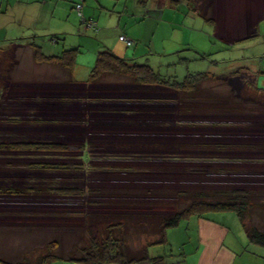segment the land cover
Listing matches in <instances>:
<instances>
[{"label": "rangeland", "instance_id": "1", "mask_svg": "<svg viewBox=\"0 0 264 264\" xmlns=\"http://www.w3.org/2000/svg\"><path fill=\"white\" fill-rule=\"evenodd\" d=\"M101 1L116 6L115 10L119 11L117 17L123 16V23L128 21L131 24L130 30L135 32L145 33L147 28L144 26L152 23L151 17L158 18L157 29L149 45L151 50L148 49L151 51L149 56L153 59L163 57L161 50L169 44L168 38L177 41L184 34L183 45L175 47L178 52L166 54L167 57H174L175 63L171 67L179 70L178 74L181 70L219 74L224 68L223 73L231 68L242 69L238 66L247 62L245 56H249L251 62L259 57L264 60V11L258 9L264 0L202 1L199 5L201 10L205 11L208 7V15L219 22L217 34L211 23L208 24L202 15L196 18L191 14L192 10L182 2L177 6L167 5L162 21V17L153 11L140 9L138 0ZM149 3L155 5L153 0H149ZM82 4L83 13L84 7L87 8L85 4L89 3L83 0ZM158 10L159 5H156L154 12L157 13ZM201 18L203 23L196 25L197 30L191 32V23L200 21ZM250 23H256L254 27L257 34L254 33V28L253 35H248L251 30L249 33L243 32ZM114 29L109 31L112 42L119 39L118 30ZM226 37L234 43L227 41ZM168 46L173 45L170 43ZM10 58L12 61L11 54L0 53V85H5L4 70L7 69L5 66ZM142 61L145 62L146 58H142ZM235 74L232 78H216L217 80L210 82L217 91V102L197 104L212 105L208 111H199L197 116L188 113L179 117L173 115L172 105L157 106L156 110L165 109L169 112L166 115L157 112L156 115L148 112L154 109L152 105H142L140 124H145L147 129L140 130L138 138L130 139L133 143L124 146L105 147L99 142L100 136L91 144L92 151L87 155L88 159L76 147V143L82 138L80 132L74 131V124H28L26 112L34 108L32 114L29 112V118H35L36 105H0V186L31 188L33 191L23 194L0 193V254L18 260L22 255L42 253L48 243L55 239L62 241V238L82 244L90 227L97 232L101 229V225L92 224L91 220L103 214L169 213L176 200V197L170 196L171 190L175 188L263 189L264 113L253 110L250 106L246 107L245 112H227V106L224 105L231 107V98L235 96H242L240 99L244 100V97L247 99L254 95L258 103L264 105V95L254 90L258 85L252 71L248 74ZM259 81L260 87L264 86V74ZM215 105L218 106L214 107ZM10 116L22 117L23 121L5 122L4 117ZM180 117L187 125L184 123L182 126L176 122ZM191 118L200 119L203 124H190L189 121L194 120ZM41 134L45 136L41 137ZM52 137L71 142L72 145L55 150L4 146L20 141H53ZM215 140L231 144L253 143L259 146V150L229 149L218 152L198 146ZM43 163H62L66 166L42 167ZM210 167H238L243 170L214 173ZM251 169H257L258 172L252 173ZM68 186L79 187L82 192L72 195L44 192L48 188ZM216 213L212 211L209 215L215 216ZM225 213L226 216L218 217L221 221L233 227L237 222L241 223L235 211ZM190 220L184 218L178 226L170 228V231H175L170 234L169 243L150 245V254H164L171 247L174 254L186 250L188 256L196 247L194 234L185 231V227L188 229L191 224ZM55 261L58 264L70 263L65 260Z\"/></svg>", "mask_w": 264, "mask_h": 264}, {"label": "crops", "instance_id": "2", "mask_svg": "<svg viewBox=\"0 0 264 264\" xmlns=\"http://www.w3.org/2000/svg\"><path fill=\"white\" fill-rule=\"evenodd\" d=\"M84 1H88L89 5L85 4L87 8L84 7L82 15H79L70 0H0V53L12 55V61L10 58L9 66L7 64V69L4 70L5 85H0V105H36L35 118H29V112L32 114L34 108L26 112L25 119L28 124H74V131L80 132L82 138L76 143V147L81 149L85 159H88L87 155L92 151L91 144L100 136L99 142L105 147L133 143L129 140L138 138L140 130L147 129L145 124H140L142 105H152L154 109L148 112L156 115L157 112L163 115L169 112L165 109L156 110L157 106L172 105L173 115L179 117L188 113L197 116V106L183 105L179 92L173 87L142 80L134 69L135 64H149L169 78H183L187 72L181 70L179 75V70L171 67L175 63L174 57H167L166 54L178 52L175 47L183 45L184 34L177 41L168 38L167 41L173 46L165 45L161 50L163 57L153 59L149 56V45L157 29L156 16L151 17L152 23L144 26L147 34L135 32L130 30L131 24L128 21L123 23V16L117 17L119 11L115 10L116 6L105 4L101 0ZM138 1L140 9L153 11L162 17V21L167 5L171 7L185 3L192 10V15L196 18L202 15L208 24L214 26L216 34L219 31L216 18H205L199 7L203 3L201 0H181L176 4L171 0H153V6L149 0ZM156 5L160 9L157 13L154 12ZM258 9L264 11V3ZM205 11H209V8ZM90 19L95 20L96 28L89 26ZM200 23H203L202 18L200 21H193L189 30H197L196 25ZM251 24L253 23L243 29V32L248 33L251 30L249 36L253 35V28L257 34L254 27L256 23ZM114 28L119 33L116 42H112V35H109L110 29ZM186 28L188 29L187 26ZM55 34L60 36V40L53 38ZM121 35L132 39L133 43L127 45L120 39ZM225 39L231 41L228 37ZM72 48L75 49L72 54L65 52ZM106 49H110L115 55L106 56V62L98 66L99 52ZM144 57L145 62L142 61ZM245 58L247 62L238 67L248 69L242 68L240 73L248 74L252 71L260 87L259 79L264 74L263 57L252 62L249 56ZM229 71H233V68ZM177 103L179 105H174ZM4 120L7 123L23 121L22 117L14 116L4 117ZM176 122L182 126L187 125L181 117ZM189 123L203 124L200 119L191 120ZM43 136L45 135L41 134ZM52 139L53 141L18 143H40L56 146L57 149L72 145L71 142L55 140L54 137ZM216 212L215 216L209 215L210 218L197 215L188 218L193 221L190 220L191 224L188 229L185 227V231L194 234L196 247L188 256L183 257V261L170 264H264V246L249 241L242 223L237 222L233 227L218 218L226 216L225 211ZM174 231H167L168 239ZM183 251L187 253L186 250ZM55 260L59 259L52 260L51 264H58ZM67 262L78 264L74 261Z\"/></svg>", "mask_w": 264, "mask_h": 264}, {"label": "trees", "instance_id": "3", "mask_svg": "<svg viewBox=\"0 0 264 264\" xmlns=\"http://www.w3.org/2000/svg\"><path fill=\"white\" fill-rule=\"evenodd\" d=\"M70 1L73 2L75 7V4L79 0ZM171 1L173 4H176L181 0ZM203 13L205 18L210 19L211 16L208 15L207 11H203ZM53 38L56 40V38L59 39L60 36L55 34ZM73 50L75 49H68L65 52L72 54ZM114 55L115 54L110 49L100 51L98 55V66H101L102 63L106 62V56ZM240 68L244 69L246 67ZM134 69H136V72L139 73L142 80L173 87L179 92L178 95L180 96V101L183 105H196L198 106V112L201 111L200 109H202V111H208V108L212 107V105L197 104L217 102L215 100V92L217 91H215L214 86L210 84V82L217 80L216 78L219 80L222 78H232L236 75L235 73L241 72V69L220 74L210 71H188L183 78L177 79L176 77L169 78V76L155 70L149 64H135ZM245 74L247 73L245 72ZM254 90L264 95L263 87L256 86ZM227 97L229 100L232 99V101H230L232 104L230 105L231 107H229V105H224L227 106V112L235 110L245 112L246 107L250 106L249 108H252L253 110L256 109L260 113H264V105H260V103H258L256 95L250 96L247 99L244 97V100L240 99L242 96H235V98L231 99L229 96ZM257 103L258 105H255ZM217 106L218 105H215L214 107ZM247 112L250 111L248 110ZM207 114L208 113L206 112L205 116H207ZM4 146L17 149L22 147L27 149H57L56 146L42 145L40 143L21 144L18 142H12L9 145ZM189 146L193 147V145ZM198 146L208 147L211 150L218 152L227 151L229 149H250L251 151L259 150V146L253 143L231 144L218 140ZM64 166L66 165H63L62 163L42 164V167ZM210 169L214 173L243 170V168L238 167H225L217 169H215V167H210ZM251 172L256 173L258 171L257 169H251ZM37 191L40 190L37 189ZM5 192L23 194L29 192L31 193L33 191L31 188L23 189L14 186H0V193ZM44 192L72 195L80 193L82 190L79 187L68 186L48 188V190ZM100 193H102V190H100ZM170 194V196L176 197V200L173 202L172 210L169 213L122 212L118 214H103L101 217L98 216L97 219L91 220L92 224L101 225V229L97 232L90 227L89 234L86 233V238L83 239L84 241L82 244L78 242H71L64 238H62V241L55 239L46 245L44 252L37 255L34 254L31 256L26 254L19 257L18 260H13L3 254H0V264H51L54 259L74 261L78 264H170L174 261L179 263V261H183V257L187 255L184 251L174 254L171 247H169V252L152 256L149 252V246L152 244L166 245L169 243L167 231L172 227L178 226L182 219L189 218L193 215L210 218L209 212L212 211H235L243 225L249 241L253 244L264 246V188H175L171 190ZM134 238L138 241L136 242ZM171 259L173 261L170 262Z\"/></svg>", "mask_w": 264, "mask_h": 264}, {"label": "built area", "instance_id": "4", "mask_svg": "<svg viewBox=\"0 0 264 264\" xmlns=\"http://www.w3.org/2000/svg\"><path fill=\"white\" fill-rule=\"evenodd\" d=\"M82 1L83 0H79L76 4H75V10L78 12V14L79 15H82ZM88 24H89V26L90 27H93V28H96V22H95V20H89L88 21ZM120 39L121 40H123V41H125V43L127 44V45H131L132 43H133V40L132 39H129L128 37H126L125 35H121L120 36Z\"/></svg>", "mask_w": 264, "mask_h": 264}]
</instances>
